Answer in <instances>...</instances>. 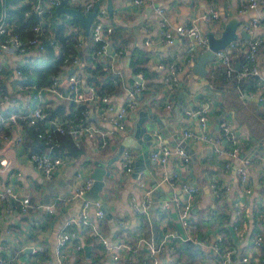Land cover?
I'll return each mask as SVG.
<instances>
[{
    "label": "crops",
    "instance_id": "0c3cea01",
    "mask_svg": "<svg viewBox=\"0 0 264 264\" xmlns=\"http://www.w3.org/2000/svg\"><path fill=\"white\" fill-rule=\"evenodd\" d=\"M91 1L95 4L97 0H68L67 4L84 8L85 3ZM243 1L112 0L114 12L111 14L107 9L104 16L114 28L108 43L112 50L105 59H102L104 51H98L101 60L110 63L111 76H119L121 80V90L110 93L111 98L117 105L126 102L130 97L129 87L140 71L144 74L146 87L139 94L137 106L130 109L125 129L117 128L93 107L88 118L114 131L108 144L100 147L95 139L93 143L85 140L82 143L85 151L71 155L52 177H45L31 158L36 148L31 143L28 123L21 120L0 125V149L6 141L5 132L20 136L9 147L8 166L0 171V176L13 186L15 194L10 201L0 198V249L13 264H58L55 248L59 233L66 227L68 219L79 214L82 205V198L73 195V189L90 177L98 159L111 172L104 177L105 184L100 191L102 205L107 211L97 227L115 246L107 247L90 224L68 225L66 229H76L78 236L63 246L67 264H153L151 245L155 243L160 246L155 254L157 264H220L226 246L235 248L237 264H264V240L260 245L255 242L258 233L264 235V95L254 92V75L230 76L223 72L224 64L217 57L206 62V73L198 72L194 64L205 49L198 48L192 58L187 59L188 36L176 35L173 43L163 41L157 10L158 6L164 7L173 26L211 9L218 10L217 18H199L201 28L208 36L213 33L220 37L226 25L235 22L237 37L232 41L239 46H232L230 42L227 48L238 68L245 59L253 34L248 25L254 16L261 17L259 33L264 37V1L240 11ZM101 5L107 8V0ZM83 28L85 41L80 49L87 54L86 33L90 31ZM77 34L79 38L80 34ZM38 52L39 49L30 48L25 54H0L4 66L0 71V90L8 92L12 98L5 111L11 110L13 103L22 108L34 104L28 91L18 85L11 73L29 55ZM111 54H115L113 60ZM257 55L264 75V44L260 45ZM133 57H138V65L145 68L134 71ZM162 62L175 66V82L168 83L163 79ZM74 69L72 65H64L58 73L66 76ZM81 70L82 86L86 89L89 83L84 66ZM45 98L49 110H55L59 104L68 106L67 99L53 93H46ZM169 102L171 106L167 105ZM197 108L205 109L208 131L214 136H223L221 121L231 124L236 140L232 142L223 137L224 152L217 151L209 140L196 135L183 136L184 127L200 132L198 115L194 112ZM187 109L193 112L188 114ZM145 110L156 113L160 119H154L158 129L152 131L157 139L148 145V156L131 145L138 150V155L134 169L128 172L120 165L123 140L126 135L139 130ZM62 115L61 112L55 115L48 112L47 120L42 123L53 126L51 118ZM149 120L144 119V123ZM180 143L191 155L187 163L175 150ZM164 145L173 149L168 171L176 170L181 179L198 187L191 197L188 225L182 222L180 208L174 199L177 195L183 203L189 192L179 181L172 184L163 180L160 163L150 156L152 150ZM233 148L238 149L236 156L227 152ZM240 166L246 167L247 182L241 178ZM149 189L151 204L148 211H136V202L141 203ZM25 196L31 200L26 208L20 201ZM165 201L168 208L163 210L161 205ZM51 202H55L53 212L44 206ZM215 242L222 243L221 250L212 247ZM77 243H81L80 248ZM115 252L119 253L118 258L113 256ZM244 255L248 256L247 260L242 259Z\"/></svg>",
    "mask_w": 264,
    "mask_h": 264
},
{
    "label": "built area",
    "instance_id": "2783aa9c",
    "mask_svg": "<svg viewBox=\"0 0 264 264\" xmlns=\"http://www.w3.org/2000/svg\"><path fill=\"white\" fill-rule=\"evenodd\" d=\"M31 3V7L28 8L26 14L31 12H36L39 15V20L32 27V35L28 36L26 39L18 31L12 30L11 23L7 20V11L3 6L1 7L0 14V54L5 53H19L25 54L30 48H38L43 50L45 48V43H49L55 47L58 53L63 51V43L57 37L55 32L47 33L44 28V15L48 8L51 6H57L61 0H26ZM144 0H136V2H142ZM264 0H244L240 7V11L246 10L248 7H256L259 3ZM94 3L86 2L84 11L92 9ZM158 12L160 13V36L166 43H173L176 35L188 36L190 38L189 45L186 49L185 56L187 59H191L192 55L198 48L207 49L210 46L209 36L202 30L199 24V18L202 17L206 20H211L219 16V11L216 9H211L201 16H195L188 22H180L176 25H172L164 7L158 6ZM67 17L71 16L69 12H66ZM107 13V8L100 6L98 13L94 18L90 33L95 41L101 42L99 52L106 50L109 43V39L113 32V24L107 21L104 17ZM261 25V17L254 16L249 23L250 31L253 33L251 39L249 40L245 59L241 63L240 67L236 68L231 55L227 47L219 48L216 50V57L224 64L225 71L228 75L234 76L236 78L243 77L244 75H254V92L264 95V75L261 73L259 61H258V50L261 44H264V37L259 33V27ZM69 29H74L73 25H69ZM76 33L80 36L75 42L76 48H81L84 44L83 34L84 28L75 29ZM232 46H239L235 41L231 42ZM118 52L121 51L118 46ZM117 52V53H118ZM1 58V55H0ZM115 58V54H111V59ZM84 59L75 53H68L64 55L63 67L64 65H72L75 67L74 71L66 76H60L58 73L52 80L44 85L30 84L25 81L27 74L23 71L20 66L15 67L12 70L11 76L15 77V81L18 85L26 89L29 94V98L34 101V104L28 105V107H21L18 104L14 106L9 111H5L6 108L11 104L12 98L8 92L0 90V125H7L11 122L24 120L26 122L35 124L43 122L48 118V99L45 98L46 93H53L60 97H64L72 105V113L70 115H62L51 118L50 125H43V128L38 131V136L45 140L46 146L42 151H34L31 154V158L38 168L43 172L44 176L47 178L52 177L58 167L65 161L71 159V155L56 154L55 149L61 144V140L58 137L59 132L62 134H69L72 136L75 145H82L85 140L91 141L93 139L97 141V145L102 147L108 144L109 137L114 133L110 128H103L102 125L93 119H89L88 115L93 107L97 108L98 112L102 117L112 121L115 126L119 129H125L127 127V115L130 109L137 106L139 94L144 91L146 87V81L143 72L137 73V79L129 87L130 97L128 100L120 105H117L115 101L111 98L110 94L98 95L96 93V88L92 84L86 85V89L82 86V68L84 66ZM112 63V61H111ZM160 66L165 69L163 79L172 83L177 80V71L173 64H167L165 62L160 63ZM3 65L0 61V71L3 70ZM118 75V74H117ZM115 79L117 78L114 77ZM171 106V103H167ZM83 107L81 114H77L75 111ZM188 114L192 113L191 109H187ZM198 115L200 132L195 131L191 127L183 128V136H198L204 140H209L214 143V147L219 152H224V147L222 145V138L225 137L228 141L235 142L236 135L230 123L226 120L221 121V129L223 136H214L208 131V117L204 108H197L194 111ZM4 137L6 139L5 144L0 149V171L8 166L10 162L9 147L20 139L19 137L10 136L5 132ZM176 152L182 157V160L187 163L191 159V155L187 148L182 144H178L175 148ZM173 149L170 145H164L160 149H154L151 151V158L158 161L163 171V180H169L172 184L180 182L182 187L189 192V197L185 202L181 203L180 198L176 195L175 201L180 208V217L185 225L189 224L190 216V201L193 194L197 191L198 187L184 181L180 178L179 173L174 170L172 172L168 171L169 157ZM230 155L236 156L238 153L237 148L227 151ZM138 155V150L132 146H125L121 153L120 165L122 168L128 172L134 169V164L136 157ZM247 162L248 159H245ZM229 164V163H228ZM241 173V178L244 182H247L248 176L245 166H240L238 168ZM93 178L89 177L82 184H78L73 189V195L83 196L85 191L92 185ZM217 186V184H215ZM250 190V187L247 188ZM15 197L13 186L10 183H6L0 176V198H5L10 201L12 197ZM21 204L24 208L31 204L29 196H25L20 199ZM151 204V189L146 193V197L141 203L135 204V210L140 212H147ZM55 202L44 204L47 211L53 212ZM161 208L163 210L168 208V202L162 203ZM105 215V210L102 205V201L84 198L79 214L73 216L66 221V227L74 223L83 225H92L94 230L100 235L102 242L107 247L115 246L106 236L101 234L98 230V221ZM64 227L59 233V239L56 244L55 253L58 264H67L64 260L63 246L69 241L77 238L78 232L76 229H66ZM264 240L263 233H258L255 238V242L260 245ZM77 247H81V243H77ZM212 247L216 250H221V246L218 242L213 243ZM160 249L156 243L151 245V251L154 255L153 264H157V258L155 254ZM221 263L220 264H237V257L235 256V248L232 246H226L222 250ZM115 258L119 257V253L115 252L113 254ZM243 260H247L248 256H242ZM0 264H13L11 258H8L3 254L0 249Z\"/></svg>",
    "mask_w": 264,
    "mask_h": 264
},
{
    "label": "trees",
    "instance_id": "16d2710c",
    "mask_svg": "<svg viewBox=\"0 0 264 264\" xmlns=\"http://www.w3.org/2000/svg\"><path fill=\"white\" fill-rule=\"evenodd\" d=\"M3 6L7 11V20L11 23L12 30L18 31L24 39L32 35V27L39 20V15L36 12L26 14V11L31 7V3L26 0H3ZM67 13L59 12L55 6L48 8L44 15V28L47 33L55 32L57 37L63 43V51L58 53L55 47L49 43H45V48L40 50L37 54H31L27 60L21 64V68L28 75L25 81L30 84L44 85L49 83L52 78L58 74L63 67L64 55L68 53L83 54L86 58L84 64V73H86V80L96 88L98 95L110 94L112 92L120 91L121 80L119 76L115 79L111 76L110 63L101 60L98 50L101 42L95 41L91 33L87 35V54L80 48L75 47L78 34L75 29L82 28L81 20L76 15L67 17ZM58 17H60L58 19ZM69 25H73L74 29H69ZM38 49V48H37ZM139 58L133 57L131 66L134 71L142 70L145 66L138 65ZM225 72V70H223ZM73 104H59L57 108L50 109L48 112L55 115L61 112L63 115H70L72 113ZM83 107H80L75 112L81 114ZM28 123L27 129L31 136V143L36 151H42L46 142L38 136V131L43 128V123ZM58 134L61 144L56 147V154L60 155H79L85 151V147L75 145L74 140L69 134ZM83 225V224H82ZM222 245V243H220Z\"/></svg>",
    "mask_w": 264,
    "mask_h": 264
},
{
    "label": "water",
    "instance_id": "95a60500",
    "mask_svg": "<svg viewBox=\"0 0 264 264\" xmlns=\"http://www.w3.org/2000/svg\"><path fill=\"white\" fill-rule=\"evenodd\" d=\"M103 0H97L92 9L88 11H84L81 7H76L72 5H68V0H61V2L56 6L59 12H69L71 15H76L80 18L82 25L85 27L86 31L89 32L91 28V24L98 13V9L101 6V2ZM2 2L0 0V14H1ZM107 9L113 14L114 6L112 0H107ZM237 37L236 32V23L230 22L226 25L222 35L220 37H216L213 33H209V48L205 49L200 58L194 64L195 69L198 70L201 74L206 73V62L209 59L216 58V50L219 48L227 47L233 39ZM112 50L111 44L107 45L106 50L102 53V59H105L107 54ZM258 98V95L255 96ZM142 120H140V128L137 132L128 134L124 137L122 150L125 146H135L142 151V155L148 156V145L151 143L153 139H157V136L152 132L153 130L158 129V125L155 124L154 119L160 121L159 117L156 113H150L148 110H145L143 113ZM144 119H150L146 123H144ZM96 165L90 177L93 178L92 185L85 191L82 198V202L84 198L91 199L92 201L101 200L100 191L102 190L105 184V176L110 174V170L107 169L105 163L102 160H96ZM103 208L105 212L107 211L106 207Z\"/></svg>",
    "mask_w": 264,
    "mask_h": 264
}]
</instances>
